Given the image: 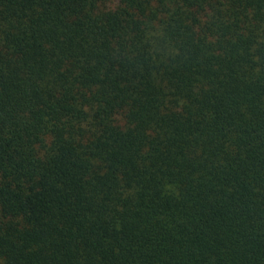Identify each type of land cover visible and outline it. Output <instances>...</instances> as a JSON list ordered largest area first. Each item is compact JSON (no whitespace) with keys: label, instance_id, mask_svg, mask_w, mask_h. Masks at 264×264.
<instances>
[{"label":"trees","instance_id":"1","mask_svg":"<svg viewBox=\"0 0 264 264\" xmlns=\"http://www.w3.org/2000/svg\"><path fill=\"white\" fill-rule=\"evenodd\" d=\"M0 264H264V0H0Z\"/></svg>","mask_w":264,"mask_h":264}]
</instances>
